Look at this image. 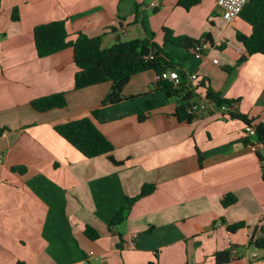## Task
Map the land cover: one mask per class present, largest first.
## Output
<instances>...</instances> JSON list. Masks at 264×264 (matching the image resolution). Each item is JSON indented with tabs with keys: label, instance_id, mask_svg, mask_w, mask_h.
Masks as SVG:
<instances>
[{
	"label": "crops",
	"instance_id": "obj_1",
	"mask_svg": "<svg viewBox=\"0 0 264 264\" xmlns=\"http://www.w3.org/2000/svg\"><path fill=\"white\" fill-rule=\"evenodd\" d=\"M177 2L0 0V126L8 129L0 136V264H216L215 254L224 251L231 252L226 264L264 260L254 244L264 238V179L244 143L243 121L217 113L178 121V99L165 100L153 71L132 75L124 86L123 95L134 100L102 106L116 56L80 71L71 48L37 57L34 28L64 21L70 40L76 33L102 36L104 50L119 40L133 56L161 64L170 58L185 79L207 78L221 98L234 101L236 113L264 125V56H247L235 36L220 52L224 38L208 34L212 48L200 60L165 43L164 28L183 36L189 20ZM243 32L250 35L251 27ZM242 56L245 62L225 71ZM56 93H65L64 108H32V100ZM149 102L154 107L139 121ZM94 111L121 165L83 157L54 130ZM143 185L155 190L130 207L123 225L109 229ZM226 195L235 203L223 207ZM238 223L243 227L228 230ZM86 226L98 239L85 236Z\"/></svg>",
	"mask_w": 264,
	"mask_h": 264
},
{
	"label": "trees",
	"instance_id": "obj_2",
	"mask_svg": "<svg viewBox=\"0 0 264 264\" xmlns=\"http://www.w3.org/2000/svg\"><path fill=\"white\" fill-rule=\"evenodd\" d=\"M200 0H178L177 4L189 10L191 7L198 5ZM16 10L13 11L12 18L16 19ZM244 23L251 27L250 35L246 36L238 31L235 33V40L239 43L247 53V56L260 54L264 56V0H249L241 11L239 17ZM113 30V28H110ZM164 42L169 43L175 47L184 49L191 53L196 44L203 41L212 40L209 35H203L200 39L195 40L188 36H175L173 32L164 28ZM33 41L37 57L44 58L51 56L55 53L64 51L71 48L73 51V60L77 69L85 70L88 68L101 67L105 57L108 55L116 56L114 66L110 71L111 87L109 92L101 101L102 106L116 105L126 100H134L135 97L126 98L123 95V88L130 80L131 76L137 73L153 71L156 75H160L163 71L174 70V65L170 58L165 64L157 62L154 58H139L133 56L130 53L129 44L127 42L117 41L112 47L104 50L101 48L102 36L88 37L83 33H76L74 39L70 40L67 33L64 21H53L50 23L36 26L33 30ZM224 45V44H222ZM155 49L156 46L153 45ZM163 53L162 50H160ZM192 56V53H191ZM247 56L240 57L235 66L225 67V71L232 72L239 65L247 60ZM130 67L127 68V65ZM178 85H174L168 81L157 80L154 85L158 90H162L166 99L177 98L179 107L176 109L175 117L180 122L190 123L195 116L187 113V108L193 104L198 103L204 97L206 102L212 103L215 108H219L222 105H231L234 101H228L220 97L211 86L208 84L207 78H201L193 82L185 79L184 75ZM203 91L202 95L197 93V90ZM31 106L37 112H47L52 109H61L67 105L65 93H56L44 97H40L31 101ZM152 102L148 103L146 112L138 113V120L144 121L151 109L154 107ZM211 114V112H208ZM98 111L91 113L90 117H84L78 120H73L67 123L60 124L54 128L55 132L75 148L83 157L92 159L100 156H106L108 160L114 165H121L111 156L113 151L112 144L107 138L99 131L94 123V119L97 118ZM229 117L236 118L245 125H252L251 120H248L245 116L234 112H231ZM255 128L254 137H245V145H249L253 141L264 143V125L258 124L253 126ZM8 131L6 127L0 126V136ZM260 164L262 178L264 179V150L255 153ZM155 187L153 185H143L139 194L131 199H127V203L124 207L120 208L109 222V229L119 227L126 221L130 207L138 200L149 196ZM235 203V198L230 195H226L221 204L223 207L229 206ZM243 227V223L234 224L228 226L230 232H234ZM85 236L90 240L98 239L97 232L90 226L85 227ZM255 246L260 249H264V238L255 241ZM231 261V252H217L215 254L216 264H226ZM15 264H25L22 261H18Z\"/></svg>",
	"mask_w": 264,
	"mask_h": 264
},
{
	"label": "built area",
	"instance_id": "obj_3",
	"mask_svg": "<svg viewBox=\"0 0 264 264\" xmlns=\"http://www.w3.org/2000/svg\"><path fill=\"white\" fill-rule=\"evenodd\" d=\"M217 8L220 11L222 18L230 23L237 19L243 10L244 6L247 4L249 0H214ZM150 7L157 8V2L153 1L150 3ZM212 48V43L209 41H203L199 44H196L192 49V57L196 60H200L204 57V54ZM152 59V57H147ZM213 63H217L216 59L212 60ZM157 80L168 81L173 83L174 85H178L182 76L177 70H169L163 71L160 75H156ZM190 82H195L198 80V76L196 73L188 76ZM217 113L222 118H229L231 112H234V103L231 105H222L219 108H215L212 103L206 102L204 97L198 103H193L187 108V113L192 116H198L202 114ZM244 133L246 137H254L255 128L253 125H245ZM248 148L253 152L263 151L264 143L253 141L249 145ZM264 166V161H263ZM256 264H264V260L261 262H257Z\"/></svg>",
	"mask_w": 264,
	"mask_h": 264
},
{
	"label": "rangeland",
	"instance_id": "obj_4",
	"mask_svg": "<svg viewBox=\"0 0 264 264\" xmlns=\"http://www.w3.org/2000/svg\"><path fill=\"white\" fill-rule=\"evenodd\" d=\"M188 12L189 20L183 28V33L197 39L202 37L203 34H212L215 41L222 36L226 47L220 52L228 50L229 45L227 46V43L234 39L236 31L244 33L243 29L249 28L239 19L233 23L226 22L214 0H202L199 6L190 8ZM217 55L220 56V53H217Z\"/></svg>",
	"mask_w": 264,
	"mask_h": 264
}]
</instances>
